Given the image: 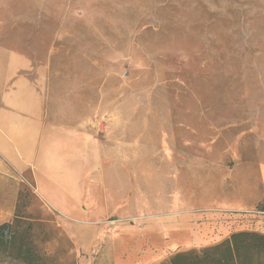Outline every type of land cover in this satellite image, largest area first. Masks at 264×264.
<instances>
[{
  "label": "rangeland",
  "instance_id": "obj_1",
  "mask_svg": "<svg viewBox=\"0 0 264 264\" xmlns=\"http://www.w3.org/2000/svg\"><path fill=\"white\" fill-rule=\"evenodd\" d=\"M0 18L52 121L102 142L105 191L73 230L26 174L0 264H169L264 235V0H0Z\"/></svg>",
  "mask_w": 264,
  "mask_h": 264
},
{
  "label": "crops",
  "instance_id": "obj_2",
  "mask_svg": "<svg viewBox=\"0 0 264 264\" xmlns=\"http://www.w3.org/2000/svg\"><path fill=\"white\" fill-rule=\"evenodd\" d=\"M33 71L38 67L18 51L14 34L0 29V225L20 219L30 174L37 196L73 230L93 227L88 218L105 192L103 144L52 121L46 92L29 76Z\"/></svg>",
  "mask_w": 264,
  "mask_h": 264
},
{
  "label": "trees",
  "instance_id": "obj_3",
  "mask_svg": "<svg viewBox=\"0 0 264 264\" xmlns=\"http://www.w3.org/2000/svg\"><path fill=\"white\" fill-rule=\"evenodd\" d=\"M11 224L0 225V260L6 253L15 262L17 257L7 253V250L15 245L14 238H8ZM169 264H264V235L250 232L236 233L222 244L199 253L193 251L176 254Z\"/></svg>",
  "mask_w": 264,
  "mask_h": 264
}]
</instances>
